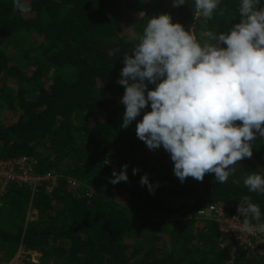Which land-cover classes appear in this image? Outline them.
<instances>
[{
	"label": "trees",
	"instance_id": "obj_1",
	"mask_svg": "<svg viewBox=\"0 0 264 264\" xmlns=\"http://www.w3.org/2000/svg\"><path fill=\"white\" fill-rule=\"evenodd\" d=\"M24 2L28 13L0 0V160L29 158L34 173L57 179L50 191L11 185L0 198L5 263L24 250L38 254V264H264L263 246L221 249L217 226L194 220L206 203H223L232 214L248 195L261 210L252 222L264 224V194L243 184L247 175L264 172V137L251 142L260 170L244 158L226 183L214 173L181 183L170 154L162 146L150 150L136 136L150 103L121 127L125 89L117 81L132 37L165 13L188 30L198 13L194 0L179 7L173 0ZM239 4L221 0L223 15L200 16L198 39L205 29L227 31L238 23ZM125 164L127 182L96 190L112 166L119 172ZM144 175L152 193L140 183Z\"/></svg>",
	"mask_w": 264,
	"mask_h": 264
},
{
	"label": "clouds",
	"instance_id": "obj_2",
	"mask_svg": "<svg viewBox=\"0 0 264 264\" xmlns=\"http://www.w3.org/2000/svg\"><path fill=\"white\" fill-rule=\"evenodd\" d=\"M184 3L173 0V7ZM13 4L21 13L31 10L24 0ZM220 5L221 0H194L205 20L218 10L223 15ZM259 5L260 0H240L238 23L227 31L205 29L199 39L193 29L173 23L169 14L151 17L123 55L117 81L125 89L121 127L128 128L150 103L151 111L136 124V136L150 150L162 146L170 154L181 183L188 177L202 182L207 173L226 183L234 166L251 158L256 135L264 137V7ZM148 84L155 88L148 89ZM126 169L125 164L118 173L113 170L109 182H127ZM140 183L153 192L147 175ZM243 184L250 193L264 194L259 172L247 175ZM237 212L250 218L242 225L245 231H252V220L261 219L259 205L248 195Z\"/></svg>",
	"mask_w": 264,
	"mask_h": 264
},
{
	"label": "built area",
	"instance_id": "obj_3",
	"mask_svg": "<svg viewBox=\"0 0 264 264\" xmlns=\"http://www.w3.org/2000/svg\"><path fill=\"white\" fill-rule=\"evenodd\" d=\"M35 161L21 157L13 160H0V198L7 192L11 185L17 187L29 186L30 191L37 193L44 188L50 191L56 184L57 177L54 174L39 175L34 173ZM74 186L75 183L69 181ZM229 206L223 203H206L200 209L194 220L212 222L217 226L219 232L218 246L223 249L231 243L246 251L257 250L264 247V227L254 224L251 221L252 231H245L242 228L245 219L237 210L230 214ZM191 219V217H188Z\"/></svg>",
	"mask_w": 264,
	"mask_h": 264
},
{
	"label": "rangeland",
	"instance_id": "obj_4",
	"mask_svg": "<svg viewBox=\"0 0 264 264\" xmlns=\"http://www.w3.org/2000/svg\"><path fill=\"white\" fill-rule=\"evenodd\" d=\"M53 71L54 70L51 69L50 72ZM113 170L118 172V167L112 166L109 169L108 173L102 176L96 190H98L99 192H102L104 190V187L109 183V179L111 178ZM33 213L34 212L31 210L29 214L30 219L34 218ZM39 258V255L34 252H26L24 250H20L17 252L16 256L7 263H5L4 256L0 254V264H38Z\"/></svg>",
	"mask_w": 264,
	"mask_h": 264
},
{
	"label": "water",
	"instance_id": "obj_5",
	"mask_svg": "<svg viewBox=\"0 0 264 264\" xmlns=\"http://www.w3.org/2000/svg\"><path fill=\"white\" fill-rule=\"evenodd\" d=\"M199 17H200V15L197 13L195 19L191 22V24H190L188 30H190V29L195 30L196 25H197V22H198V20H199ZM248 159L250 160V162H252V163L256 166L257 169L260 170L259 166L256 164V162H255V160L253 159L252 156H251V158H248ZM260 172H261L262 175H264V172H263L262 170H260Z\"/></svg>",
	"mask_w": 264,
	"mask_h": 264
}]
</instances>
